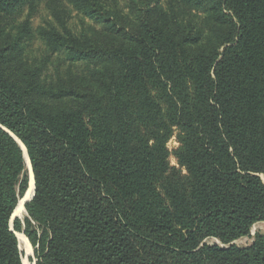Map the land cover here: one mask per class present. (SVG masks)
<instances>
[{
    "label": "trees",
    "instance_id": "obj_1",
    "mask_svg": "<svg viewBox=\"0 0 264 264\" xmlns=\"http://www.w3.org/2000/svg\"><path fill=\"white\" fill-rule=\"evenodd\" d=\"M127 3L0 0V264H264V0Z\"/></svg>",
    "mask_w": 264,
    "mask_h": 264
},
{
    "label": "rangeland",
    "instance_id": "obj_2",
    "mask_svg": "<svg viewBox=\"0 0 264 264\" xmlns=\"http://www.w3.org/2000/svg\"><path fill=\"white\" fill-rule=\"evenodd\" d=\"M114 1H116L117 6L123 11V14L127 15L128 12H129V8H128V5H127L128 4L127 3V0H114ZM157 2H158V4H161V5H164L165 4V0H157ZM67 9H68V11L71 14V18L69 19L68 25H69V27L72 30L77 31V32H80L81 29H82V27H83V25H82L83 23L85 25H91V26L99 29V27L94 26L91 23V21H89L87 19L83 20V17L81 15H79L76 11H74L70 6H68ZM127 16L129 17V19L131 21H134L140 15H138L137 13H134V14L131 13V14H128ZM25 17H26V13L23 14V17L22 18H15V19H17L18 20L17 22H19V21L24 20ZM29 20H30L32 26L33 27H36V26L42 25V24H44V23H46L48 21H52V18L50 16L49 10L47 8H45V5L44 6L41 5L39 7L37 13L31 15V17H30ZM82 21H84V22L82 23ZM34 48H35V46H34ZM176 134H177V131L175 130L173 136L171 137V139L167 143V148H168V151L170 153V155H169V165L171 167L179 168V166L177 164V161H176V159H175V157L173 155V153L175 152V150H177V148L179 147V143L177 142V139H176ZM23 156H24V162H25V169H24L23 175H25L28 178V186H29V181H30V178H29L30 177V175H29L30 174V167H29L28 164H30V160H29L28 154H26L27 160H28V164H27V161H25L26 159H25L24 151H23ZM33 196H34V191H33ZM25 204H24V210H25L24 214L22 216L15 215L16 216L15 218H18L20 220H23L25 217H27V213H26V209H25ZM13 214H14V212H13ZM255 233H264V221L256 223L252 227L251 232H250V235L245 236V237H242V238L236 240L235 242H233V244H235L237 246H240V247L247 246V245L251 244V242L253 241V237H254ZM16 234L17 233H15V235ZM21 234H23L25 236L24 233H21ZM27 240L29 242V246H28V250L27 251L25 250V247L24 246L19 245V249L21 251L22 262H23V264H26V263H28V264H36V258L34 256V247L32 246V244H31V242L29 241L28 238H27ZM18 243H19V241H18ZM205 243H207L209 245H212V244H218V245H220L219 241H217L216 239H213V238H210V239L205 240ZM30 249H31V253H30Z\"/></svg>",
    "mask_w": 264,
    "mask_h": 264
},
{
    "label": "bare ground",
    "instance_id": "obj_3",
    "mask_svg": "<svg viewBox=\"0 0 264 264\" xmlns=\"http://www.w3.org/2000/svg\"><path fill=\"white\" fill-rule=\"evenodd\" d=\"M21 147L23 148L22 145H21ZM23 151H24V155H25V159H26L25 161H27V164H28V160H27V156H26L24 148H23ZM29 175H30V177H29L30 178V181H29L30 184H29V187H28V189L26 191V195H25V197L23 196V198L19 201V203L17 205V208L15 210V213H14L17 216H22L24 214V212H25V210H24V201L29 200L32 197V195H33L34 185H33V179H32L31 172H30ZM16 236H17V239L19 241V245L24 246L25 250L27 251L29 245H28V241L25 238V236L23 234H21V233H17ZM26 264H28V263H26Z\"/></svg>",
    "mask_w": 264,
    "mask_h": 264
},
{
    "label": "water",
    "instance_id": "obj_4",
    "mask_svg": "<svg viewBox=\"0 0 264 264\" xmlns=\"http://www.w3.org/2000/svg\"><path fill=\"white\" fill-rule=\"evenodd\" d=\"M7 133L10 134V132H8V131H7ZM10 135L16 140V142L19 144L20 147H21V145L23 146V148H24V150L26 152V149H25L24 145L17 138H15L12 134H10ZM23 148L21 147L22 151H23ZM26 154H27V152H26ZM29 167H30V172H31L32 179H33V185H34V177H33L32 168H31V165L30 164H29ZM33 191H34V188H33ZM25 195H26V193H25ZM25 195H24V197H25ZM32 198H33V195H32V197L29 200L24 201V204L27 203V202H29V201H31ZM15 217H16L15 214H12L11 221H10V227H11V229H12V222H13V220H14Z\"/></svg>",
    "mask_w": 264,
    "mask_h": 264
}]
</instances>
